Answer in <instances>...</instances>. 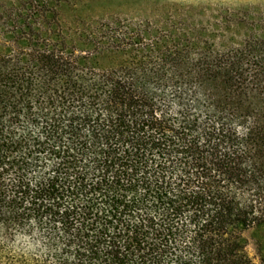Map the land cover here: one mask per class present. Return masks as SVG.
Segmentation results:
<instances>
[{
	"label": "trees",
	"instance_id": "obj_1",
	"mask_svg": "<svg viewBox=\"0 0 264 264\" xmlns=\"http://www.w3.org/2000/svg\"><path fill=\"white\" fill-rule=\"evenodd\" d=\"M58 1L0 0V264H254L262 17L70 32Z\"/></svg>",
	"mask_w": 264,
	"mask_h": 264
},
{
	"label": "rangeland",
	"instance_id": "obj_2",
	"mask_svg": "<svg viewBox=\"0 0 264 264\" xmlns=\"http://www.w3.org/2000/svg\"><path fill=\"white\" fill-rule=\"evenodd\" d=\"M8 1L13 3L18 0ZM245 8L255 11V22L257 19L259 22L264 20V0H60L57 3L58 18L64 27L70 28V32L83 27L77 23L81 20L86 24L96 20L92 23L95 25L100 20L109 19L106 17L124 24L151 19L156 25H163L165 20L177 21L181 14H191L194 21L212 23L219 20L220 13L226 10ZM242 236L253 263L264 264V225L247 228Z\"/></svg>",
	"mask_w": 264,
	"mask_h": 264
}]
</instances>
